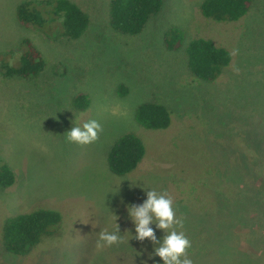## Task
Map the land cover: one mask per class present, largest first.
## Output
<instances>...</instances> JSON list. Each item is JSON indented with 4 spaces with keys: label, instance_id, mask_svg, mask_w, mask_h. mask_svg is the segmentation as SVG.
<instances>
[{
    "label": "rangeland",
    "instance_id": "374dc122",
    "mask_svg": "<svg viewBox=\"0 0 264 264\" xmlns=\"http://www.w3.org/2000/svg\"><path fill=\"white\" fill-rule=\"evenodd\" d=\"M20 1L0 0V52L15 64L20 39L29 37L45 66L29 79L0 72V158L14 172L0 187V234L6 217L35 208L55 209L61 220L25 255L6 251L0 236V264H163L151 241L134 238L127 212L149 189L173 198L193 264H264V0L234 21L203 16L202 0H164L135 35L112 29L109 0H72L89 18L77 38L58 26L21 25ZM173 26L183 42L170 50L163 34ZM197 37L237 50L214 81L188 67L185 45ZM77 93L89 96L86 109L73 106ZM148 100L170 110L167 128L136 122V106ZM88 120L101 125L99 139L67 142ZM124 132L141 137L145 154L132 172L115 175L106 157ZM235 151L250 175L231 171ZM210 164L225 172L221 191L210 190ZM115 223L124 242L98 248V233Z\"/></svg>",
    "mask_w": 264,
    "mask_h": 264
},
{
    "label": "trees",
    "instance_id": "16d2710c",
    "mask_svg": "<svg viewBox=\"0 0 264 264\" xmlns=\"http://www.w3.org/2000/svg\"><path fill=\"white\" fill-rule=\"evenodd\" d=\"M164 0H109V23L113 30L135 35L144 27L149 17L157 13ZM252 6V0H202L199 5L203 16L215 21H234L244 16ZM18 22L26 27L49 30L50 26L61 27L60 33L68 38H77L86 29L89 18L87 13L72 0H21L15 9ZM52 26V27H53ZM166 48L173 50L182 46L183 33L180 28L170 27L163 34ZM17 62L10 64L0 52V72L7 77L16 76L29 79L37 76L45 66L42 52L29 37H22L17 46ZM187 64L198 79L214 81L231 60L230 52L211 39L197 37L185 45ZM13 54V53H12ZM119 94L126 92L119 86ZM76 108L86 109L90 104L89 96L77 93L72 98ZM136 122L146 129H165L171 122L170 110L160 102L148 100L135 108ZM145 154L141 137L132 132L120 134L111 144L106 162L108 169L115 175H125L137 168ZM239 151L233 152L234 161L231 171L240 175L251 174V167L237 161ZM210 164V190L221 191L226 182L225 172L215 171ZM14 172L0 158V187L13 183ZM263 185V181H260ZM260 186V185H259ZM61 220L59 211L52 208H35L18 212L4 219L1 240L4 249L16 255H25L51 234ZM60 225V224H59ZM229 228L231 225H228Z\"/></svg>",
    "mask_w": 264,
    "mask_h": 264
},
{
    "label": "clouds",
    "instance_id": "9594fccd",
    "mask_svg": "<svg viewBox=\"0 0 264 264\" xmlns=\"http://www.w3.org/2000/svg\"><path fill=\"white\" fill-rule=\"evenodd\" d=\"M236 52L237 50H233L231 55ZM101 131L102 127L98 121L88 120L82 125L72 127L66 133V140L86 146L97 141ZM127 212L134 224V238L138 241H151L155 246L153 254L159 257L163 264H193L188 256L191 241L182 230L183 218L177 217L174 200L167 192L149 189L146 191V199L139 205L127 206ZM114 217L116 221L117 217ZM153 224L165 233L162 240L157 239L155 230L151 227ZM122 242L124 241L117 224L114 231L104 229L98 233V248L111 247Z\"/></svg>",
    "mask_w": 264,
    "mask_h": 264
}]
</instances>
